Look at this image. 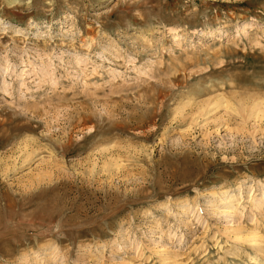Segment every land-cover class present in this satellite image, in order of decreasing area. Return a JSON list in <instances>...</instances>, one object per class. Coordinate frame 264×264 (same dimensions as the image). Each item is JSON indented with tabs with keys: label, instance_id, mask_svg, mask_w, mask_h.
<instances>
[{
	"label": "rangeland",
	"instance_id": "obj_1",
	"mask_svg": "<svg viewBox=\"0 0 264 264\" xmlns=\"http://www.w3.org/2000/svg\"><path fill=\"white\" fill-rule=\"evenodd\" d=\"M0 264H264V0H0Z\"/></svg>",
	"mask_w": 264,
	"mask_h": 264
},
{
	"label": "bare ground",
	"instance_id": "obj_2",
	"mask_svg": "<svg viewBox=\"0 0 264 264\" xmlns=\"http://www.w3.org/2000/svg\"><path fill=\"white\" fill-rule=\"evenodd\" d=\"M229 103H230V102H229ZM229 103L225 101V98L223 99V97H221V98H219V99L216 100V102L214 103V105H212V109L216 110V109L220 108V107L223 106V105H225V107L232 108V107H231L232 105L230 106ZM231 103H232V102H231ZM229 106H230V107H229ZM255 108H258V105H255V106L253 107L254 110H255ZM254 110H253V111H254Z\"/></svg>",
	"mask_w": 264,
	"mask_h": 264
}]
</instances>
